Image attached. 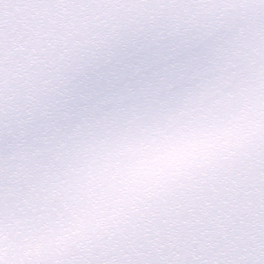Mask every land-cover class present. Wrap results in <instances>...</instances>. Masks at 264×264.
Wrapping results in <instances>:
<instances>
[{
  "label": "snow or ice",
  "instance_id": "6c2138e0",
  "mask_svg": "<svg viewBox=\"0 0 264 264\" xmlns=\"http://www.w3.org/2000/svg\"><path fill=\"white\" fill-rule=\"evenodd\" d=\"M0 264H264V0H0Z\"/></svg>",
  "mask_w": 264,
  "mask_h": 264
}]
</instances>
